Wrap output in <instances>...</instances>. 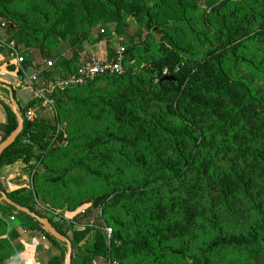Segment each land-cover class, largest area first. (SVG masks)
<instances>
[{
	"label": "trees",
	"instance_id": "obj_1",
	"mask_svg": "<svg viewBox=\"0 0 264 264\" xmlns=\"http://www.w3.org/2000/svg\"><path fill=\"white\" fill-rule=\"evenodd\" d=\"M15 1L0 0V21L6 24L0 32V43L14 42L16 47H26L29 41H35L34 35L48 19L46 14L33 8L31 13L40 19L30 22L31 13L18 14L11 10ZM41 1L45 11L51 12L55 18L53 27L60 26L62 37L66 34L72 38L70 47H78L81 39L75 19L81 14L80 27L92 24V10H88L91 0H68L70 2L62 7L60 4L67 0ZM215 1H108L117 21L115 31L123 32L124 18L120 16V9H126L140 27L149 34L159 35L172 49L181 51L189 59L187 65L174 73L176 66L180 65L178 58L164 53L158 65L142 72H128L118 78L101 77L88 85L66 90L63 94L67 99L57 96L55 108L60 113L64 104L86 116H90L97 104L107 109V127L89 137L87 152L74 163L60 168L53 164L63 150L85 139L86 134L77 136L74 132L64 138L69 143L67 146H54L47 137V124L24 120L25 111L35 108L37 101L20 105L12 87L0 82V87L9 88L22 117V130L2 152L0 168L21 160L24 171L31 174L30 187L5 192L0 186V190L16 206L49 221L54 231L69 242L71 264H92L98 259L111 258V255L120 258L119 264H235L223 260V255L264 244V202H259L264 194V103L244 82L227 78L224 69L225 59L230 58L233 68L247 65L259 71L264 83V56L258 62L242 56L250 53L258 37L264 35V0H255L262 14L236 17L208 9L209 13L205 12L202 19L207 14L212 15L218 30L214 48L199 61L194 60L190 47L180 49L166 36L174 24L185 21L188 13L202 4L211 8ZM255 26L258 30L252 33ZM189 33L195 43L205 41L201 34L193 30ZM131 49L137 48L132 46ZM5 51V46H1L0 55ZM126 55L125 51L124 63ZM22 60L30 66L29 61ZM60 63L67 65L71 61ZM15 74L22 76L18 69ZM101 80L114 90L123 91L121 95L114 93L108 97L107 101L116 99L117 104H106L99 97L73 99L81 88ZM128 101L130 105H127ZM0 105L6 117L4 124L0 125L1 144L15 131L17 121L6 103L0 100ZM148 111H152L153 117L147 125L132 124L133 119ZM201 124L212 126L227 138L211 144L205 135L198 136V132H202ZM56 138L63 136L57 133ZM230 153L240 159L247 158L242 171L229 175L209 169L211 158ZM109 164L122 166L130 176L102 174L98 167L103 170ZM39 165L42 172L37 169ZM78 172L81 177H75ZM189 172L195 173L198 184L184 188V201L162 198L160 191L157 197L153 183L173 185ZM82 178L94 184L84 193L78 190ZM74 188L78 190L75 193ZM150 193L154 195L152 202H135ZM235 195L249 201V208L235 209L232 202ZM188 197L198 202H186ZM35 198L41 199L44 207L36 205ZM83 202L90 203V211L122 208L124 216L122 221L114 222L109 242L101 232L95 231L93 242L81 256L76 250L86 240L89 228H77L76 219L80 214L65 220L49 212L45 204L66 207L71 212ZM12 216L15 221L9 223ZM16 225L40 232L58 252L41 264H63L65 244L43 233L35 220L23 213L18 214L14 207L4 202H0V264H8L17 254L14 245L18 239Z\"/></svg>",
	"mask_w": 264,
	"mask_h": 264
},
{
	"label": "rangeland",
	"instance_id": "obj_2",
	"mask_svg": "<svg viewBox=\"0 0 264 264\" xmlns=\"http://www.w3.org/2000/svg\"><path fill=\"white\" fill-rule=\"evenodd\" d=\"M108 1L110 0H91L88 4V10H92V24L85 23L86 25L84 27H80L81 14L76 17L75 27L78 30V35L81 39L78 47H70L72 38L66 34L62 37V34L59 33L60 26L58 28L53 27L55 18L51 12L45 11L41 0H16L12 4L11 10L18 14H24L26 12L31 13V10L35 8L38 13L46 14L48 19L45 25L40 28L39 32L34 35L35 41H29L26 47L23 45L16 47L14 42L9 43L8 45H6L5 41L0 43V47L5 46L7 50L0 55V72L4 71L6 73L15 74L16 69H18L22 73V76H18L17 78L21 86L16 92L17 97L23 100L32 96L31 86H34L30 85L26 79V77L28 78L30 75H38L40 83L61 80L74 74L85 59L91 56L99 57L101 56V53L112 58L115 51L120 47L124 48L127 53L124 63V75L128 72L139 73L145 68H151L152 66L158 65L164 53L175 55L178 58L180 65L176 66L174 73H177L182 66L187 65L189 58L186 54L172 49L167 41L162 39L159 35L152 33L149 34L145 29L138 25L135 19L128 15L129 13L126 9H120V16L124 18L123 32L121 31L120 33L119 30L115 31L117 21L112 16V8L108 5ZM69 2L70 1L67 0L60 4V6L62 7ZM208 9H213L219 14H234L236 17L244 15L248 16L253 13L262 14L263 12L255 0H217L211 8H208L206 4H202L194 12L188 13L185 17V21L174 24L172 29L166 33V36L178 44L180 49L182 47H190L194 60L198 61L204 58L207 51L214 48L215 34L218 30L217 22L212 15L207 14L206 18L202 19L205 12L209 13ZM30 15V22L40 19L36 14L31 13ZM0 22V32H3L6 24L4 25L2 21ZM1 24H3L4 27H1ZM190 30L201 34L205 38V41L202 43H195L190 36ZM253 30L252 33L255 31L257 32L258 28L255 26ZM128 42H131L132 44L130 45ZM132 46L137 49H131ZM242 56L258 62L264 56V35L258 37L257 43L253 46L250 53H243ZM18 57L29 61L30 66H26L24 61L20 64V67L16 64L14 65L13 60ZM63 60H70L71 63L62 65L60 62ZM45 61L52 62V67L48 70L45 69ZM11 66L14 67V69H10ZM224 69L227 78L244 82L261 99L262 103H264V83L260 80L259 71L248 67L247 65L233 68L230 58L225 59ZM7 80L10 83L13 78L8 77ZM0 90L4 93L3 88L0 87ZM122 92L123 91L114 90L109 84L101 80L90 86L81 88L79 94H76L73 99L84 100L89 97H99L104 99L103 102L106 104H117L118 102L116 99L107 101L108 97L114 93L121 95ZM63 93L57 96L59 98L67 99ZM128 104L130 105V101H128L127 105ZM20 105L22 104L20 103ZM36 116L35 119H40L47 124L49 128V130L46 131L47 137L49 138L48 140L56 147L67 146L69 143L67 142V139L64 138L72 135L74 132L77 133V136H84L83 133L86 134L85 139L82 138L78 140L75 145L70 144L67 149L63 150V154L53 163L54 167L59 168L71 162H76L78 157L84 155L87 152V148H89L87 147L88 141L91 140L89 137H91L94 132L104 130L108 125V122L106 121L107 109L101 104L94 106L90 116H86L83 112H75L72 107L67 104H64L62 113L58 112V110L56 111L54 104L50 108L47 107L40 109ZM152 117V111H148L147 113L133 119L132 124L147 125ZM201 125L200 130H202V132H198V136L201 138L202 135H205L210 139L211 144H218L222 139L227 138L222 135L221 132L216 131L212 126ZM57 133L61 134L63 138L57 139ZM206 146L209 147L210 144H206ZM246 160L247 158L240 159L235 157L232 153L220 154L209 160L208 167L217 172H224L232 175L235 172L244 169V162ZM22 166V161L18 160L9 167L10 172H18L21 175ZM91 166L95 169L94 164ZM37 169L42 172L41 165L37 166ZM98 169L101 170L100 172L102 174L107 172L108 175L121 176L122 178L130 176L128 170L115 164H109L105 166V169L103 170L102 167H98ZM24 174L27 177V186L30 187L31 174L28 171H25ZM75 177H81L80 173H76ZM183 178L182 181L173 185L161 186L159 183H153V190L156 191L157 197H159L157 192L160 191V196L162 198H167L168 200L174 199L176 202H182L185 199L184 188L186 186L193 187L198 184L197 176L194 172L186 173ZM258 183L261 185V180H258ZM93 187L94 184L91 180L82 178L78 190L81 193H84ZM78 190L77 188H74L73 192L75 193ZM252 192L255 193L254 190ZM153 197V193H150L139 198L138 201L135 202H152ZM259 200V202H264V194L261 195ZM34 201L36 202V205L44 207L41 203V199L35 198ZM186 202L198 201L189 199ZM232 202H234L235 209H246L249 208L250 205L249 201L243 199L240 195H235ZM45 205V208H48L49 212L62 216L65 220H70L73 216L80 214L76 219L77 228H89L86 240L83 241L76 250L81 256L85 255L91 242H93L95 231L101 232L104 235L105 240L109 242L110 238L107 239L105 230L109 229L111 231L110 237H112L114 232V222L122 221L124 216L122 214V208L106 212L102 209L90 211V203L88 202H83L76 210L71 212L68 211L66 207L55 208L48 203ZM13 222L9 221V223ZM15 246L18 250V243H15ZM74 259L77 260V256H75ZM222 259L235 264H264V244H260L254 249L228 252L223 255ZM20 260L21 259L18 257L16 258L15 256L8 261V264H18ZM108 260L119 264L120 258L111 255V258L108 257L103 260L98 259L94 264H103L104 261ZM19 264L25 263L23 262Z\"/></svg>",
	"mask_w": 264,
	"mask_h": 264
},
{
	"label": "built area",
	"instance_id": "obj_3",
	"mask_svg": "<svg viewBox=\"0 0 264 264\" xmlns=\"http://www.w3.org/2000/svg\"><path fill=\"white\" fill-rule=\"evenodd\" d=\"M1 27H4V25L1 24ZM124 56L125 49L122 47L118 48L112 58L109 59L91 56L81 63L74 74L54 82L40 83V78L36 74L30 75L28 78L26 77L28 83L35 87L37 106L25 111L24 120L26 122L34 121L38 110L52 107L55 104L57 95L62 94L68 89L88 85L101 77H122L124 75ZM15 62L20 65L23 60L18 57L15 59ZM44 65L45 69L48 70L52 67V62L45 61ZM9 221H15L14 216L10 217ZM110 233L109 229L105 230L107 239L110 238ZM45 239L43 235L40 238L42 242ZM103 264H116V262L108 260L104 261Z\"/></svg>",
	"mask_w": 264,
	"mask_h": 264
},
{
	"label": "crops",
	"instance_id": "obj_4",
	"mask_svg": "<svg viewBox=\"0 0 264 264\" xmlns=\"http://www.w3.org/2000/svg\"><path fill=\"white\" fill-rule=\"evenodd\" d=\"M98 58L105 59L108 58L106 55L101 53V56ZM1 59V57H0ZM14 65L16 64L15 60H13ZM18 67L20 65L16 64ZM8 77H12L13 80L9 83L7 80ZM24 77V74H23ZM18 76L16 74L6 73L4 71L0 72V82L5 83L7 86L12 87L14 94L19 101V103L22 104V106H26L31 101H36V94H35V87L31 86L32 90V96L27 99H21L17 97L16 92L21 88L20 82L18 81ZM8 99V94L6 92H2L0 90V100ZM39 111V110H38ZM37 111V112H38ZM37 114V113H36ZM37 117V116H36ZM5 112L2 106L0 105V125L4 124L5 122ZM39 120L40 119H35ZM0 140H1V133H0ZM13 165V164H12ZM12 165L2 166L0 168V186L3 188L5 192H11L16 189L21 188H27V177L24 174V164L22 166V174L18 172H10L9 167ZM9 220V219H8ZM16 233L18 234V239L14 242L18 243L19 249L17 250L16 258L18 257L21 259L19 263H25V264H41L47 257L56 256L57 251L52 248L51 244L45 239L44 242L40 240L42 237V234L38 231H31L26 230L24 227H21L19 225H16ZM16 247V246H15ZM95 262H93L94 264Z\"/></svg>",
	"mask_w": 264,
	"mask_h": 264
},
{
	"label": "water",
	"instance_id": "obj_5",
	"mask_svg": "<svg viewBox=\"0 0 264 264\" xmlns=\"http://www.w3.org/2000/svg\"><path fill=\"white\" fill-rule=\"evenodd\" d=\"M167 80H170V78H167ZM1 88L5 89L8 92V99L7 100L3 99L2 101L9 106L13 114L16 116L17 128L13 133L10 134V136L4 142L0 144V157L2 152L15 141V139L22 130V117L17 112V105L13 100L11 93L9 92V88L5 86H2ZM0 202H4L6 205L14 207L17 212L23 213L29 218L35 220L40 225L43 233L52 236L56 241L60 243H64L66 247V253L64 256L63 264H71V248L69 242L54 231V229L51 227L47 219L39 218L33 213H31L29 210L16 206L8 199V197L1 190H0Z\"/></svg>",
	"mask_w": 264,
	"mask_h": 264
}]
</instances>
